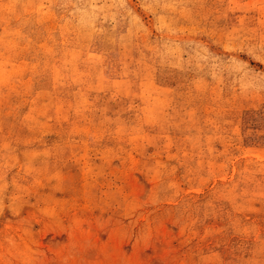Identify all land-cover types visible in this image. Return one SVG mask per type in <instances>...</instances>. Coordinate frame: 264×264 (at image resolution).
<instances>
[{"label":"rangeland","instance_id":"1","mask_svg":"<svg viewBox=\"0 0 264 264\" xmlns=\"http://www.w3.org/2000/svg\"><path fill=\"white\" fill-rule=\"evenodd\" d=\"M0 264H264V0H0Z\"/></svg>","mask_w":264,"mask_h":264}]
</instances>
